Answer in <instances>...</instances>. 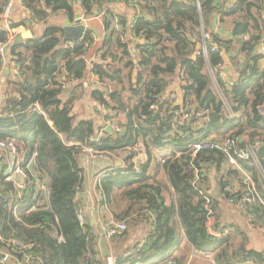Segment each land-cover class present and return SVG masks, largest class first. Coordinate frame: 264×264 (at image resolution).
I'll return each instance as SVG.
<instances>
[{
  "label": "trees",
  "instance_id": "obj_1",
  "mask_svg": "<svg viewBox=\"0 0 264 264\" xmlns=\"http://www.w3.org/2000/svg\"><path fill=\"white\" fill-rule=\"evenodd\" d=\"M9 1L0 0V22ZM21 1L33 23L46 28L42 38L13 46L16 71L0 100V141L15 139L27 154L37 153L50 199L41 212L19 214L23 223L1 202L0 250L11 259L0 264L107 263L101 247L108 245L89 220L80 221L89 149L122 164L111 163L97 182L105 211L127 225L111 240L125 246L114 264H264L238 227L220 229V204L205 194L201 166L203 159L215 162L224 196L234 204L253 190L246 214L264 230V159L232 164L221 152L194 149L201 141L264 145V55L256 52L264 43V0H121L138 10L133 20L106 9L114 0ZM76 4L88 16H103L104 33L97 40L88 30L67 47L62 29L49 21L60 14L74 20ZM216 18L223 27L241 22L248 32L221 38ZM203 33L211 36L207 55L198 47ZM0 41H8V32L0 30ZM223 50L234 51L231 84L223 82ZM6 66L0 56V75ZM175 84L180 105L168 93ZM87 98L93 114L80 118L76 103ZM177 113L188 118L175 121ZM101 119L115 120L121 133H107ZM142 227L144 237L127 245ZM10 238L20 246L8 248Z\"/></svg>",
  "mask_w": 264,
  "mask_h": 264
},
{
  "label": "crops",
  "instance_id": "obj_2",
  "mask_svg": "<svg viewBox=\"0 0 264 264\" xmlns=\"http://www.w3.org/2000/svg\"><path fill=\"white\" fill-rule=\"evenodd\" d=\"M13 3V7L10 11V16L8 19L3 18L0 22V30L8 32V41L4 42L6 43V51L3 56V59L5 62H7V66L4 69H9L10 72L7 75L3 74L0 75V100L1 98H4V93L7 89V79L15 75V68L14 64L10 63L12 60V49L17 41H26L32 38H42L45 34V28L46 25L43 24H37L33 23L31 16L28 12V10L23 6L21 0H10ZM131 1V0H130ZM234 0H230V3H233ZM79 6L81 9L82 7L80 4H76L75 7ZM106 6V5H105ZM107 8H111L113 12H115L117 15L124 16L128 18L129 20H133L136 14L138 13V10L133 6L132 3L128 4L125 1L121 0H114L110 5L106 6ZM84 12L83 20H85L86 27L89 31L94 32V34L97 37V40H100V37L103 35L104 31V19L102 15H95V16H88ZM77 11L75 10V17L77 15ZM66 20H70L65 14H60L58 16L53 17L50 19L49 24L52 26H59L61 29L63 27V24ZM71 21V20H70ZM74 20L71 22L74 23ZM12 25H15L12 28ZM225 27L221 26L219 18H216L214 20V30L216 33H218L221 38L229 39L232 38L231 32L236 27V25L230 24V25H224ZM248 32V31H247ZM204 34L202 36V41L200 42L199 48L202 49V46L204 45ZM247 34V33H246ZM245 34V35H246ZM244 36V35H243ZM242 36H240L241 38ZM238 38V37H236ZM262 49L264 50V43H262L257 49L256 52L261 53ZM229 52L226 53L225 50H223V60L221 69L223 70V78L226 81V84H231L235 81L237 77V71L235 67L233 66L231 60L234 57V51L228 50ZM96 50L90 51V57L91 59L94 57V53ZM243 62L240 63L242 65ZM4 71V70H3ZM95 80V78L93 77ZM96 88V86H95ZM99 89V88H98ZM168 93H175V97L177 98L176 104L180 105L183 100L181 88L178 84L173 85L169 90ZM95 104L91 101V99L87 98L84 101L77 102L76 103V109H84V114L86 110L91 113L90 109L93 108ZM90 108V109H89ZM78 113V112H77ZM79 114V113H78ZM80 115V114H79ZM122 121V119L120 118ZM98 124H104V121L101 119L96 120ZM123 122V121H122ZM105 131L107 132V129L105 128ZM108 133V132H107ZM112 133V131L110 132ZM102 135V134H101ZM261 147V146H260ZM260 147H254L256 150V153L258 155V151ZM258 159H264L261 158L258 155ZM115 161H109L108 158L102 157V158H94L90 153L87 154L82 160L83 164V170H84V190L81 193V197H83V216L87 220L91 222L93 226H95L98 233L101 235L102 243H105L108 245L109 249L101 247V256L103 257V260L106 256L107 259L105 260L106 264H110L108 262V259L110 256H112V252L116 250L118 247H122L125 252V246H117L116 242L108 240L104 233V228L106 225H108V222L112 220V216L105 211V208L103 205H101V195H99L97 191V182L100 178L104 176V174L107 172V167L110 166L111 163L121 166V161L117 160ZM202 170L205 173L206 177V186H205V194L209 196L211 199L216 200L220 204V220L219 225L220 229L222 227H229V226H235L238 227L242 232L246 234L249 240V249L256 251L258 253H261L264 255V230L256 228L252 226L250 223V218L247 216L246 211L239 208L236 204L232 203L224 196V189L220 185V172L215 164L211 159H203L201 161ZM240 189L239 184L234 185L233 192H238ZM94 196L97 197V200L94 199ZM215 221H211V223H214ZM145 234V227H142L138 229L134 234H132L129 241L126 243L127 245H131L139 238L144 237ZM114 246V248H113ZM117 246V247H116ZM197 254V253H195ZM114 264V263H113Z\"/></svg>",
  "mask_w": 264,
  "mask_h": 264
},
{
  "label": "built area",
  "instance_id": "obj_3",
  "mask_svg": "<svg viewBox=\"0 0 264 264\" xmlns=\"http://www.w3.org/2000/svg\"><path fill=\"white\" fill-rule=\"evenodd\" d=\"M12 7L13 3L12 1H9L3 18L8 19ZM206 40H211V36L209 34H204V45L202 46L204 55L208 54ZM67 47H71V43L67 45ZM5 51L6 43L0 41L1 57L4 56ZM212 51L221 53L217 45L212 46ZM261 54L264 55L263 49ZM223 82L226 84L224 78ZM64 83H66L64 88H68L71 85L69 80H65ZM180 115L184 114H175V121H178ZM184 117L188 118V115H184ZM114 122L115 120L108 121L106 123V127H111V131L114 133H121V128ZM91 141H94V139H91ZM236 146L237 143L235 140H227L224 142L201 141L194 146V149L196 152L205 150L221 152L229 157V161L232 164H237L239 159L244 161H259L254 147L237 149ZM88 152L94 158L106 157L104 154L95 153V151L91 149H89ZM247 181H250L249 177H247ZM253 194V190H244L243 198L238 201L236 205L244 211H247V207L254 202ZM49 199V179L44 172L37 167V153H30V155L27 154L26 150L18 145L15 139L0 141V207L2 202L3 206L14 214L16 221L18 223H23L19 214L25 213L26 215H30L34 212H41L43 209H46ZM231 202L233 203V201ZM80 221L81 223L84 222L83 215H80ZM126 230V223H115L113 220H110L108 225L104 228V233L108 240H114V238ZM6 245L8 248L14 245L20 246L15 238H10L6 241ZM112 253V256L108 259L110 264L115 263L117 257L124 253V249L122 247H118ZM0 254L5 255V258L2 259L3 262L11 259V255L7 253L6 250H0ZM15 264L28 263L19 259L15 260ZM168 264L177 263L170 261Z\"/></svg>",
  "mask_w": 264,
  "mask_h": 264
},
{
  "label": "water",
  "instance_id": "obj_4",
  "mask_svg": "<svg viewBox=\"0 0 264 264\" xmlns=\"http://www.w3.org/2000/svg\"><path fill=\"white\" fill-rule=\"evenodd\" d=\"M75 10L77 11L78 14L75 17L74 23L71 22L70 20H66L63 24V27H62V31L64 34V40L67 42H70V43H73V42L75 43V42L81 41L84 38L86 32L88 31L86 24L84 22L85 20H83L84 12L82 11V9L79 6L75 7ZM246 33H247L246 26L240 22L232 30L231 36L236 38V37L243 36ZM190 39L193 41L192 37H190ZM3 72H4V75H7L10 72V70L4 69ZM97 89H98V86H96L95 90H97ZM107 132L108 133L111 132V127L107 128ZM258 155L261 158H264V146L260 147V149L258 151ZM0 258L4 259L5 255L0 254Z\"/></svg>",
  "mask_w": 264,
  "mask_h": 264
},
{
  "label": "rangeland",
  "instance_id": "obj_5",
  "mask_svg": "<svg viewBox=\"0 0 264 264\" xmlns=\"http://www.w3.org/2000/svg\"><path fill=\"white\" fill-rule=\"evenodd\" d=\"M90 109V108H89ZM91 113H92V109H90ZM76 112H78L80 115V118H89L90 112L88 110H86L85 114H84V109H78ZM108 127H106L107 129ZM94 199L97 200V197L94 196ZM114 248V246H113Z\"/></svg>",
  "mask_w": 264,
  "mask_h": 264
}]
</instances>
